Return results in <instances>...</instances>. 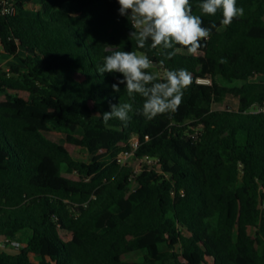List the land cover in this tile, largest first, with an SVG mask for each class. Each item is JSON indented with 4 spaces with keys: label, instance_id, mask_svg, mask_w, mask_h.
<instances>
[{
    "label": "trees",
    "instance_id": "obj_1",
    "mask_svg": "<svg viewBox=\"0 0 264 264\" xmlns=\"http://www.w3.org/2000/svg\"><path fill=\"white\" fill-rule=\"evenodd\" d=\"M34 1L0 14V46L21 61L0 68V264H264V113L252 111L264 103V0H237L244 15L230 25L190 0L215 27L172 59L136 46L116 0ZM105 44L148 55L158 77L161 61L186 69L178 110L148 120L142 97L113 92L123 77L96 71ZM228 97L236 109L213 108ZM125 102L127 125L105 124Z\"/></svg>",
    "mask_w": 264,
    "mask_h": 264
},
{
    "label": "clouds",
    "instance_id": "obj_2",
    "mask_svg": "<svg viewBox=\"0 0 264 264\" xmlns=\"http://www.w3.org/2000/svg\"><path fill=\"white\" fill-rule=\"evenodd\" d=\"M118 13L126 17L132 28L129 37L135 39L136 46L144 49L147 42L151 47L168 51L167 58L176 54L175 46L187 49L195 54L201 48V41L211 35L212 27H204L200 15H194L190 0H116ZM205 15H215L222 11V23L230 25L232 21L244 15V9L237 6V0H203L198 5ZM103 62L96 71L103 76L105 73H119L123 78L111 85L113 92L121 91L124 85L127 94L134 99L136 95L143 98L141 114L148 120L168 112H175L182 104L184 90L192 84L191 74L184 68H163L162 76L148 70L154 62L144 53L125 51L117 45H104ZM134 111L130 102L112 104L109 111L103 113V122L118 119L127 125L129 115Z\"/></svg>",
    "mask_w": 264,
    "mask_h": 264
},
{
    "label": "rangeland",
    "instance_id": "obj_3",
    "mask_svg": "<svg viewBox=\"0 0 264 264\" xmlns=\"http://www.w3.org/2000/svg\"><path fill=\"white\" fill-rule=\"evenodd\" d=\"M256 0H249L248 1V5L247 7L251 8L254 4H255ZM40 2L39 0L34 1L33 5L29 7V10H35V9H40ZM15 64H21V61L18 58H12V57H7L4 52L2 47L0 46V68H4L6 70H8V68H10L11 66L15 65ZM154 70H156L154 67H152ZM157 72V71H155ZM238 107V101L232 97H228L225 101H223L222 103H218L215 104L213 106V108L215 110H224L227 108H233L236 109ZM77 134L79 136L82 135V133L80 131L77 132ZM45 135L57 142H63L66 139V133H64L63 131L59 130V129H51V131L45 132ZM75 157L78 160L87 162V163H91L92 159H93V155L84 148H77L75 151ZM126 160V161H125ZM125 163L127 164H132L133 160L131 158V156H128L126 159H124ZM22 236H27V232L22 233ZM6 248L3 245L2 240L0 239V249H4Z\"/></svg>",
    "mask_w": 264,
    "mask_h": 264
},
{
    "label": "built area",
    "instance_id": "obj_4",
    "mask_svg": "<svg viewBox=\"0 0 264 264\" xmlns=\"http://www.w3.org/2000/svg\"><path fill=\"white\" fill-rule=\"evenodd\" d=\"M18 13V8L16 4V0H0V14L4 16H15ZM199 83H209V80L207 79H198ZM252 111L254 112H262L264 113V103L261 106H255L252 108ZM134 146L137 147V143H134ZM128 156H131V154L124 155L120 157V161L124 164ZM19 246L18 243H13V246Z\"/></svg>",
    "mask_w": 264,
    "mask_h": 264
}]
</instances>
